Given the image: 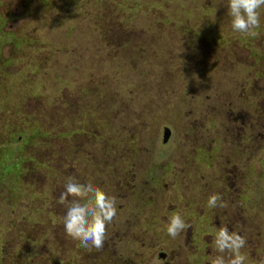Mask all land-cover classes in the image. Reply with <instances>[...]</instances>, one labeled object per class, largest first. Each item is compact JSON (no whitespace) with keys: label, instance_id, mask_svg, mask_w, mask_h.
<instances>
[{"label":"rangeland","instance_id":"rangeland-1","mask_svg":"<svg viewBox=\"0 0 264 264\" xmlns=\"http://www.w3.org/2000/svg\"><path fill=\"white\" fill-rule=\"evenodd\" d=\"M227 6L0 0V264H210L221 221L258 264L264 8L252 37ZM73 176L117 198L100 250L64 232ZM175 213L191 227L173 239Z\"/></svg>","mask_w":264,"mask_h":264},{"label":"clouds","instance_id":"clouds-1","mask_svg":"<svg viewBox=\"0 0 264 264\" xmlns=\"http://www.w3.org/2000/svg\"><path fill=\"white\" fill-rule=\"evenodd\" d=\"M262 8L264 0H228L227 12L231 17L232 30L246 36H256V29L261 26ZM58 203L66 208L63 227L67 236L79 241L85 248L91 246L102 249L107 228L117 216V198L91 182L82 183L73 176L65 184L64 191L60 192ZM207 207H224L221 194L209 196ZM190 227L179 213H175L169 217L167 234L175 239ZM247 243L246 233L230 230L221 221L213 238V251H218L220 255H216L210 264H245L247 256L242 254L241 249ZM152 264H158V260L154 259ZM258 264H264V256L259 258Z\"/></svg>","mask_w":264,"mask_h":264},{"label":"trees","instance_id":"trees-1","mask_svg":"<svg viewBox=\"0 0 264 264\" xmlns=\"http://www.w3.org/2000/svg\"><path fill=\"white\" fill-rule=\"evenodd\" d=\"M0 221H1V218H0ZM6 225H7V223H5ZM5 224H0L3 228H2V230H0V235H7L9 232H12L11 230H9V231H7V233L6 234H3L1 231H4V230H8V229H6V226H5ZM10 237H11V235H10ZM1 239H3V237H1L0 236V240ZM3 242V241H2ZM1 242V244H0V254H2L3 253V251L5 250L4 248H3V243Z\"/></svg>","mask_w":264,"mask_h":264},{"label":"water","instance_id":"water-1","mask_svg":"<svg viewBox=\"0 0 264 264\" xmlns=\"http://www.w3.org/2000/svg\"><path fill=\"white\" fill-rule=\"evenodd\" d=\"M170 130L168 128L164 129V136H163V142L166 141L167 137L169 136Z\"/></svg>","mask_w":264,"mask_h":264}]
</instances>
